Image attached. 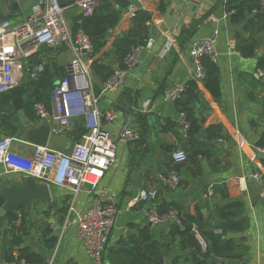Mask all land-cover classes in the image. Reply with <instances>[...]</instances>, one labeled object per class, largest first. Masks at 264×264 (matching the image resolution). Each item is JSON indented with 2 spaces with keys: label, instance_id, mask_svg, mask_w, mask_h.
<instances>
[{
  "label": "crops",
  "instance_id": "crops-1",
  "mask_svg": "<svg viewBox=\"0 0 264 264\" xmlns=\"http://www.w3.org/2000/svg\"><path fill=\"white\" fill-rule=\"evenodd\" d=\"M118 1L114 0L120 12L118 24L109 31L107 45L92 57V61L99 58L109 66L112 55H115L113 45L131 26L133 17L130 7ZM129 1L136 11L150 15L146 27L155 42L118 90L101 95L99 108L103 114L109 110L117 112L112 122H104L112 135L118 136L122 125L130 121L141 131L142 137L134 143H119L116 160L104 172L97 189L84 185L75 193L49 182L52 200L34 203L27 209V220L22 230L9 228L7 220L0 221V264L21 255L23 248L38 254L41 264H97L78 235L76 215L70 208L71 205L81 209L94 204L104 188L111 193L112 203L122 210L110 235L103 264H142L141 259L129 251L134 245L151 241L167 249L164 264H193L191 258L195 248L187 243L186 236L174 234L172 229L176 223L154 225L148 219L145 203L134 209L125 207L142 190L153 188L158 189L159 194L151 202L158 208L164 203H176L192 214L199 209L204 218L211 221V228L219 232L217 205L243 201L247 227L240 232H229L227 237L246 246V255L236 264H264V159L258 157L259 149L264 147V77L257 73L258 62L264 55V17L253 13V9L259 6V0H243L244 12L238 20L233 18L236 10L230 0ZM37 3L38 0H0V19L8 18L13 23H20L31 14ZM65 6L67 20L73 28L74 19L83 13L71 0H66ZM214 34L220 70L219 99L207 89L204 81L194 79L189 52L192 41ZM248 39L258 42L252 56L240 51V41ZM166 46L169 50L162 56ZM72 56L71 47L64 43L56 48L42 46L29 61L32 65L44 62L55 84L65 75ZM89 59L91 64L90 56ZM121 63L119 61L111 67ZM40 79L36 82L39 83ZM92 79L99 91L106 78L92 71ZM191 80H195L198 86L196 97H184L175 103L164 99L166 88L175 83L186 85ZM19 86L34 99L44 96L47 90L40 83ZM27 94L10 93V104L5 106H13L18 111L0 112V138H13L12 150L29 159L35 145L23 138L24 128L42 122L26 115L24 106L18 109L13 104L14 96H19L24 97L25 105ZM185 101L202 125L201 132L193 136L180 116ZM1 115L21 127L22 135L13 134L4 127ZM212 125H221L222 132L221 136L209 139L207 130ZM82 126L86 129L82 118H75L70 133H76ZM70 133L71 142L66 150L82 139L76 140ZM180 148L187 151L189 159L181 165H174L172 152ZM196 149L206 154L191 158ZM173 168L180 177L177 186L170 178ZM23 177L19 173L0 174L5 183ZM222 189H227L228 199L223 198ZM203 209L207 212L204 213ZM15 235L23 238L22 244L12 243ZM145 237H148V242L143 243ZM220 261L221 258L213 256L208 264Z\"/></svg>",
  "mask_w": 264,
  "mask_h": 264
},
{
  "label": "built area",
  "instance_id": "built-area-1",
  "mask_svg": "<svg viewBox=\"0 0 264 264\" xmlns=\"http://www.w3.org/2000/svg\"><path fill=\"white\" fill-rule=\"evenodd\" d=\"M84 15H90L101 0H71ZM130 11L136 10L130 4ZM67 6H62L59 0H38L31 14L20 23L10 19L0 20V95L11 92L17 86L41 78L46 71V64L30 63V58L38 53L42 46L59 47L67 43L73 56L66 66L65 75L55 83L50 92V103L36 101L34 111L39 122H47L51 134H69L74 127V119L81 117L86 127L82 139L76 141L71 149L61 152L49 146L35 145L31 158H22L12 150L13 138H0V174L19 173L33 176L41 182H54L78 193L84 185L97 189L108 167L116 160L119 143H134L141 139V131L130 121H126L118 136L112 135L104 126L117 117L116 110L102 113L99 100L103 93L118 90L127 79L129 73L137 67L155 38L151 35L143 43L134 44L123 57L121 65L114 68L105 79L99 91L96 90L89 56L94 53V45L89 35L82 29L73 31L66 17ZM257 17H264V0H259V6L253 9ZM169 50H163L162 56ZM190 56L194 66L195 80L204 81L207 75L205 60L218 63L216 50V35L203 37L191 42ZM257 73L264 77V67H258ZM27 76V77H26ZM186 92L184 83H175L165 89L163 97L168 102H178ZM147 107V105H146ZM184 126L189 129L190 122L186 113L180 114ZM264 152V147L259 149ZM185 149L172 152L174 165H181L188 160ZM259 177L258 173H255ZM172 183L177 186L180 177L175 168L170 171ZM156 188L142 190L126 204L127 209H134L140 203L148 219L154 225L167 223L182 224L179 209L169 208L166 211L153 204L158 197ZM264 197V190L262 191ZM122 208L112 203V195L107 188L100 190L97 202L81 209L71 205L70 211L76 215L78 235L90 256L97 264H103L110 235L116 224ZM23 222L22 212L8 224L9 228L20 227ZM198 240L204 250L207 241L196 229ZM5 264H37L27 257L18 255L6 261ZM212 264H229L214 262Z\"/></svg>",
  "mask_w": 264,
  "mask_h": 264
},
{
  "label": "trees",
  "instance_id": "trees-1",
  "mask_svg": "<svg viewBox=\"0 0 264 264\" xmlns=\"http://www.w3.org/2000/svg\"><path fill=\"white\" fill-rule=\"evenodd\" d=\"M243 0H230V4L235 7L236 13H234L233 18L239 19L243 14ZM254 6V4H252ZM120 18V12L114 5V0H101L100 4L95 8L94 12L90 15H79L73 22V29L82 28L90 37L94 45V53L90 55L91 57V71L97 75H102L107 78L112 71L113 67L104 63L99 58L92 57L97 53L101 52L103 48L107 45L108 33L111 29L115 28L118 24ZM150 19V15L147 12L137 10L135 15L132 17L131 26L118 37L113 45V51L116 57L121 62L125 54L130 50L132 45L143 43L149 36L148 28L146 27V22ZM1 20V19H0ZM240 51L246 56L254 55L256 46L258 44L257 40H241L240 41ZM205 66L207 68V75L204 79V83L207 89L213 94L216 99L221 97V87H220V70L217 63H213L210 60H205ZM259 67H264V55L260 57L258 62ZM41 86H46L44 96L36 97V99L27 94L23 87H16L11 92L0 95V112L2 114H9L10 110L17 112L13 106L6 107L5 105L10 104L11 96L10 93L14 94H27V99L24 105V112L26 115L32 116V119H38L34 111V103L36 101L49 102L51 88L53 87V81L51 77V72L46 68V71L41 76L40 82ZM39 83L36 81H28L23 83V86L32 85L36 86ZM22 88V89H21ZM38 89V88H37ZM34 94H37L34 93ZM198 95V86L195 80H191L186 84V92L181 99L188 97L190 99ZM35 96V95H34ZM181 99L179 101H181ZM188 101H185L181 107V112H185L187 119L190 122L189 134L191 136L199 134L202 130V125L192 114L191 109L186 106ZM2 116V115H1ZM2 124L4 127L9 128L13 134L22 135L21 127L5 120L8 119L2 116ZM86 129L83 126L76 130V133H70L74 136L76 140L82 138ZM222 126L212 125L208 128L207 134L209 139L217 138L221 136ZM206 154L203 150L196 149L191 155V158L197 157L198 154ZM189 158V155H188ZM223 198L228 199L229 195L227 189H222ZM5 200L0 195V207L4 204ZM35 205V204H34ZM177 208L181 212L182 224H176L173 227L174 234L186 236L187 243L195 248L192 254L193 264H208V260L217 256L222 260H226L229 264H236L238 261L244 258L246 255V246L237 243L236 239L227 237L229 232H240L243 231L248 224V220L244 217L245 213V203L243 201H227L224 204L217 205V218L219 222L220 232L211 228V221L205 219L203 213L198 209L195 214L184 211V208L176 203L166 204L159 207L160 211L168 210L169 208ZM23 214V222L19 227L22 230L26 223V213L27 208L21 207L16 211H13L6 215L5 217H0V221L7 220L12 222L16 217L18 212ZM16 228V227H15ZM183 228V229H182ZM207 241V248L204 250L198 240L195 230ZM148 242V237L143 239V243ZM12 243L14 245H20L23 243V238L20 236H14ZM134 245V244H133ZM130 254H135L141 259L142 264H164L165 256L168 253L167 249L158 247L157 243L151 241L148 244L134 245L129 251ZM21 255L27 257L31 262L41 264L40 256L36 253H32L28 248H23L21 250Z\"/></svg>",
  "mask_w": 264,
  "mask_h": 264
},
{
  "label": "water",
  "instance_id": "water-1",
  "mask_svg": "<svg viewBox=\"0 0 264 264\" xmlns=\"http://www.w3.org/2000/svg\"><path fill=\"white\" fill-rule=\"evenodd\" d=\"M65 1L59 0V3L64 6ZM118 2L125 7L131 4L129 0H119ZM118 62L115 55H112L110 65L114 66ZM23 100L24 97L14 96V106L21 109L24 106ZM23 138L32 144L49 146L61 152H65L71 142V137L68 134H51V127L47 122L26 126ZM258 157L264 159V152L258 151ZM0 195L5 200L4 204L0 207V217H5L21 207L30 209L34 203H49L52 200L49 183L38 181L30 175L11 183H5L0 179ZM203 212L206 213L207 210L203 209ZM222 261L227 262L226 260Z\"/></svg>",
  "mask_w": 264,
  "mask_h": 264
},
{
  "label": "rangeland",
  "instance_id": "rangeland-1",
  "mask_svg": "<svg viewBox=\"0 0 264 264\" xmlns=\"http://www.w3.org/2000/svg\"><path fill=\"white\" fill-rule=\"evenodd\" d=\"M27 77V76H26Z\"/></svg>",
  "mask_w": 264,
  "mask_h": 264
}]
</instances>
